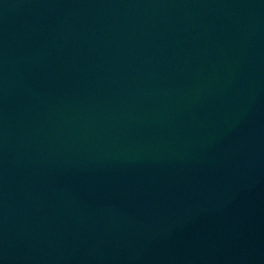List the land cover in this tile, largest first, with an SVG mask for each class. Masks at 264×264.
<instances>
[{
	"label": "water",
	"instance_id": "95a60500",
	"mask_svg": "<svg viewBox=\"0 0 264 264\" xmlns=\"http://www.w3.org/2000/svg\"><path fill=\"white\" fill-rule=\"evenodd\" d=\"M0 264H264V0H0Z\"/></svg>",
	"mask_w": 264,
	"mask_h": 264
}]
</instances>
